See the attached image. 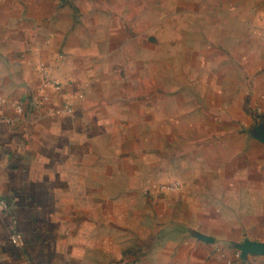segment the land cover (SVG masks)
<instances>
[{
    "label": "crops",
    "instance_id": "obj_1",
    "mask_svg": "<svg viewBox=\"0 0 264 264\" xmlns=\"http://www.w3.org/2000/svg\"><path fill=\"white\" fill-rule=\"evenodd\" d=\"M92 11L90 0H0V139L12 173L0 183L11 208L0 210V264H73L55 246L53 183L35 182L41 166H28L33 151L22 146L33 128L64 120L99 136L98 161L101 128L113 127L114 168L127 184L107 219L109 248L96 233L74 264H264V42L195 49L173 87L149 95L134 86L147 76L122 84L103 43L113 32ZM42 67L61 92L43 86ZM174 182L178 191L160 190Z\"/></svg>",
    "mask_w": 264,
    "mask_h": 264
},
{
    "label": "rangeland",
    "instance_id": "obj_2",
    "mask_svg": "<svg viewBox=\"0 0 264 264\" xmlns=\"http://www.w3.org/2000/svg\"><path fill=\"white\" fill-rule=\"evenodd\" d=\"M90 1L93 15L101 14L103 32L106 28L113 32L112 38L107 36L109 40L103 38L109 56L120 61L113 64V70L123 79V85L131 72L135 79L138 75L147 76L144 82L138 80V84L135 81L133 84L140 89L144 87L149 95L172 88L178 70L188 68V59L195 49L229 46L244 38L264 42V0ZM162 62L165 68L161 70L157 67L164 66ZM41 102L38 106L48 100ZM71 125L64 120L50 132L44 127L33 128L22 146L33 151L28 166H41L40 170H31L35 182L53 183L54 232L59 233L58 239L54 236L55 246L63 245L62 248L69 250L70 262L74 264L79 259V249L92 250L96 246V233L103 238L102 246L109 245L107 237L113 232V223L107 221L109 212L121 200L127 184L114 168L115 144L109 143L113 127L101 128L102 147L107 149L101 148L98 161L94 160V147L99 136L80 132ZM3 143L0 139V183L12 175L6 170L10 151ZM39 202L44 205L45 196L39 197ZM5 209L11 208L6 206L0 192V210ZM10 238L16 248L23 246V234L14 218Z\"/></svg>",
    "mask_w": 264,
    "mask_h": 264
},
{
    "label": "built area",
    "instance_id": "obj_3",
    "mask_svg": "<svg viewBox=\"0 0 264 264\" xmlns=\"http://www.w3.org/2000/svg\"><path fill=\"white\" fill-rule=\"evenodd\" d=\"M46 69H47L46 67L41 68L42 78H43V86L45 88L52 89L55 92H61V89H62L61 84L56 79H54ZM43 100H48V98L44 97ZM34 103H36V102H34ZM70 106H71V104L68 103L66 106V109L71 112ZM16 108L19 112H23V109H24L23 103H18ZM2 123H3V119L0 115V125ZM180 188H181V184L179 182H174V183H170V184H166V185L162 186L163 191H169V192L178 191ZM251 264H254V263H251Z\"/></svg>",
    "mask_w": 264,
    "mask_h": 264
}]
</instances>
